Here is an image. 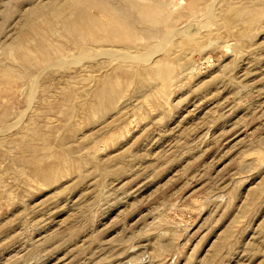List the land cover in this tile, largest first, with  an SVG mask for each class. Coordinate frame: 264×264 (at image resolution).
<instances>
[{"label": "rangeland", "instance_id": "obj_1", "mask_svg": "<svg viewBox=\"0 0 264 264\" xmlns=\"http://www.w3.org/2000/svg\"><path fill=\"white\" fill-rule=\"evenodd\" d=\"M0 264H264V0H0Z\"/></svg>", "mask_w": 264, "mask_h": 264}, {"label": "bare ground", "instance_id": "obj_2", "mask_svg": "<svg viewBox=\"0 0 264 264\" xmlns=\"http://www.w3.org/2000/svg\"><path fill=\"white\" fill-rule=\"evenodd\" d=\"M223 1H224V0H223ZM213 2H214V1H213ZM219 2H220V1H219ZM212 4H213V3H212ZM216 4H217V1H216ZM79 6H80V5H79ZM79 6H78V7H79ZM96 6H97V5H96ZM98 7H99V6H98ZM127 7H128V6H127ZM80 8H82V7H80ZM109 8H110V7H109ZM143 8H144V7H143ZM143 8L140 10V11H141V14H142V10H144ZM207 9H208V8H207ZM95 10H96V9H95ZM81 11H82V10H81ZM138 11H139V10H138ZM78 12H79V10H78ZM145 12H146V11H145ZM136 13H137V12H136ZM77 14H78V13H77ZM216 14H217V13H216ZM78 15H79V14H78ZM78 15H77V16H78ZM105 15H107V14H105ZM79 16H80V15H79ZM126 16H127V15H126ZM79 18H80V17H79ZM91 18H92V17H91ZM91 18H90V19H91ZM220 19H221V18H220ZM86 20H87V19H86ZM104 20H105V17H104ZM112 21H113V20H112ZM94 22H95V21H94ZM112 23H113V22H112ZM142 23H143V22H142ZM109 25H110V24H109ZM225 25H226V24H225ZM66 26H68V25H66ZM110 26H111V25H110ZM112 26H113V25H112ZM112 26H111V27H112ZM68 28H70V27L68 26ZM119 28H120V27H118L117 29L119 30ZM64 29L66 30L65 27H64ZM67 31L69 32L70 30H67ZM67 31H66V32H67ZM84 31H85V30H84ZM169 31H170V30H169ZM223 31H224V30H223ZM79 35H80V34H79ZM70 36H71V35H70ZM81 36H82V35H81ZM171 38H172V37H171ZM171 38H170V39H171ZM80 39H81V38H79V41H80ZM85 39H86V38H85ZM83 40H84V39H83ZM89 40H90V39H89ZM77 41H78V40H77ZM171 41H172V40H171ZM81 42H82V40H81ZM173 43H174V42H173ZM82 44H83V43H82ZM165 44H166V43H165ZM170 44L172 45V49H173V50L171 49L172 53L176 52L175 49L178 47V44H177L176 42H175L176 45H175V44L173 45L172 43H170ZM25 48H26V47H25ZM100 50H101V49H100ZM113 50H114V49H113ZM157 51H158V50H157ZM173 51H174V52H173ZM148 52H150V51H148ZM162 52H163V51H162ZM104 53L109 54V52H107V51L104 52ZM172 53H171V54H172ZM110 54H112V53L110 52ZM126 54H127V53H126ZM27 55H28V54H27ZM93 55H94V54H93ZM101 55H102V54H101ZM115 55H117V53H115ZM153 55H154V54H153ZM87 56H88V55H87ZM87 56H86V57H87ZM103 56H104V55H103ZM110 56H111V55H110ZM112 56H113V55H112ZM122 56H123V55H122ZM124 56H125V54H124ZM133 56H134V55H133ZM142 56H143V55H142ZM142 56H141V57H142ZM114 57H115V56H114ZM142 58H143V57H142ZM150 59H151V58H150ZM150 59H149V61H150ZM24 60H25V59H24ZM147 60H148V59H147ZM146 63H147V62H146ZM55 64H56V63H55ZM61 64H62V63H61ZM58 65H60V64H58ZM48 66H49V65H48ZM48 66H47V67H48ZM56 68H57V67H56ZM64 69H65V68H64ZM56 70H57V69H56ZM65 70H66V69H65ZM40 73H41V72H40Z\"/></svg>", "mask_w": 264, "mask_h": 264}]
</instances>
